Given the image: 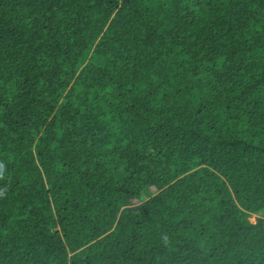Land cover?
Masks as SVG:
<instances>
[{
    "label": "trees",
    "instance_id": "1",
    "mask_svg": "<svg viewBox=\"0 0 264 264\" xmlns=\"http://www.w3.org/2000/svg\"><path fill=\"white\" fill-rule=\"evenodd\" d=\"M0 264H264V0H0Z\"/></svg>",
    "mask_w": 264,
    "mask_h": 264
},
{
    "label": "clouds",
    "instance_id": "2",
    "mask_svg": "<svg viewBox=\"0 0 264 264\" xmlns=\"http://www.w3.org/2000/svg\"><path fill=\"white\" fill-rule=\"evenodd\" d=\"M4 179V165L0 162V180ZM4 192L0 190V196H3Z\"/></svg>",
    "mask_w": 264,
    "mask_h": 264
},
{
    "label": "rangeland",
    "instance_id": "3",
    "mask_svg": "<svg viewBox=\"0 0 264 264\" xmlns=\"http://www.w3.org/2000/svg\"><path fill=\"white\" fill-rule=\"evenodd\" d=\"M264 218V212H259L256 214H253V219L256 220L257 218Z\"/></svg>",
    "mask_w": 264,
    "mask_h": 264
}]
</instances>
